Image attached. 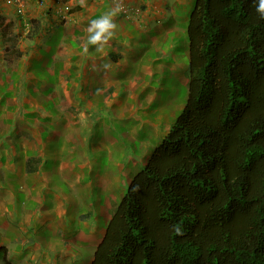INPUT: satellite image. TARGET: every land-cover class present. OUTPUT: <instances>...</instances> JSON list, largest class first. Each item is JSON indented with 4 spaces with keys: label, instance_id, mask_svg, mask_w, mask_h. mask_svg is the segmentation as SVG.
<instances>
[{
    "label": "trees",
    "instance_id": "16d2710c",
    "mask_svg": "<svg viewBox=\"0 0 264 264\" xmlns=\"http://www.w3.org/2000/svg\"><path fill=\"white\" fill-rule=\"evenodd\" d=\"M14 3L16 21L0 17V37L16 25L34 42L45 37L51 50H40L49 56L61 27L23 19ZM257 3L193 0L184 107L130 181L89 264H264V18ZM54 71L44 72L51 83L62 73ZM75 71L69 67L66 83ZM0 262L12 264L4 246Z\"/></svg>",
    "mask_w": 264,
    "mask_h": 264
},
{
    "label": "rangeland",
    "instance_id": "374dc122",
    "mask_svg": "<svg viewBox=\"0 0 264 264\" xmlns=\"http://www.w3.org/2000/svg\"><path fill=\"white\" fill-rule=\"evenodd\" d=\"M18 1L22 2L23 19L26 20L47 18L52 16L49 7L55 9L59 15L52 18L61 26L62 37L49 56L40 51L41 46L45 54L50 50L49 46L43 44L45 37L34 42V35L27 37V30L20 33L16 25L5 38L0 37V99L7 96L3 99L7 104L0 113V137L5 136L4 139L0 138V151L8 147L6 140L17 142V135L30 138L34 125H41V120L46 124V115L52 116L54 112L57 117L60 115L62 123H66L65 128L70 129L67 139L71 151L66 147L68 142L61 137L48 142V132H45L41 136V148H52L50 150L58 154L54 157L49 153L47 157H42V175L52 190L59 194L69 192L70 186L63 180V175L69 176L70 180L72 171L81 176L84 185L91 184L88 187L90 195L88 197L86 194L85 199L87 208L83 211L91 220L82 221L75 236L84 246H71L73 248L68 251V257L64 255L65 261L61 260V255H51L44 264H89L93 250L103 238L105 222L120 203L134 175L148 161L154 148L160 145L184 107L188 62L185 30L193 0H154V4H148L147 0H134L144 9L135 7L136 12L131 13L132 23H119L116 32L119 44L115 46L120 53L117 62L111 58H108L109 61L89 59L88 54L84 62L81 59L83 44L80 42L82 37H88V24L83 19L85 14L82 10H87L92 1L86 0L84 6L80 0H61L60 4L52 0ZM13 3L14 0H0V17L10 18L15 23ZM127 5L134 9V4ZM147 10L150 11L144 19L143 11ZM93 17L97 19L99 16ZM75 29L82 35H75ZM72 40L79 42L80 49L71 46L69 41ZM72 56L77 59V68L71 84L92 87L84 92H68L63 76L57 83L60 89L54 94L46 93L47 84L51 81L44 74V68L36 63L45 65L50 59L45 69L51 72L59 62L64 67V63L70 66ZM98 61L100 69H91L86 76L82 75V68L86 64H96ZM109 63L112 66L107 67ZM8 105L12 111L9 118L5 115L6 108H10ZM52 129L59 130L55 124ZM2 156L0 153V158L7 161ZM55 161L61 167L66 163L73 169L69 173L67 170L61 174L51 173L50 169L56 165L58 167ZM1 173L2 166L0 183ZM105 186L109 195L104 192ZM52 195L41 204L43 215L33 214L31 225H26L24 238L29 234L30 237L24 251L29 249V253L35 251L38 255L43 248L62 245L65 249L66 245L63 244L70 243L62 237V233H56L61 220H56L55 212L52 214L59 227L48 236L46 229L40 228L52 217L50 210L53 209L49 206ZM72 203L67 208L68 213H81V206L74 205L75 201ZM63 221L65 225L69 224L66 216H63ZM88 225L97 227L98 236L85 235L88 228L90 231L91 226ZM35 243H42L44 247L35 250ZM58 248H54L56 253L60 252ZM9 261L23 264L16 257Z\"/></svg>",
    "mask_w": 264,
    "mask_h": 264
},
{
    "label": "crops",
    "instance_id": "0c3cea01",
    "mask_svg": "<svg viewBox=\"0 0 264 264\" xmlns=\"http://www.w3.org/2000/svg\"><path fill=\"white\" fill-rule=\"evenodd\" d=\"M89 1L92 2L88 5L87 10L86 8L85 10H82V12H84L85 14L83 15L84 16L83 19L86 20L85 23L87 24H89V21L92 20V18H94L93 16L98 15L100 17L103 13L109 11L110 8L113 6V0H89ZM52 2L54 1L52 0ZM123 2L125 5V11L115 18L118 27L120 25L119 23H130V22L132 23V21H134L132 19L131 13L132 11L133 13L136 12L135 7H138L141 10L144 9L143 5H139L134 0L133 1L123 0ZM147 2H149L148 4L150 3L154 4V0H147ZM127 3L130 6L134 4L133 6L134 9L132 10V8L127 5ZM33 4L36 3L34 2ZM49 9H52L51 13L55 19L56 18L55 14L52 12L53 8L49 7ZM149 11L150 10H147L146 12L143 11L144 19L148 17L147 12ZM138 12H142V11H138ZM127 13L129 15H127ZM52 16L47 17L46 22L58 24L57 20H53ZM51 31L53 30L51 29ZM69 43L78 44L79 42L77 41L75 42L74 40H72L71 42L69 41ZM80 43L83 44V46H81L83 51L81 59L83 62H84V58L87 56L86 54L89 55V59L102 58L104 60L106 59V61H109L108 58H111L113 59V61H116L114 60V55L120 56L119 51L115 50V46L119 44L117 35L113 40L109 42L107 46H105L103 52L97 51L95 46L93 45H88V51L87 53H85L84 46L87 43L86 37L85 38L82 37ZM71 58H72V62H71L72 65L70 64V66H75L76 65L75 62H77V59L76 57L74 58L73 56ZM49 61H46L45 65H41L40 63L39 67L44 68V70L47 72L48 69L45 68L49 65L47 64ZM50 64L52 65V61L50 62ZM58 64L59 65L53 68L51 72L48 71L49 74H53V75L55 74L54 70H58L62 72L61 74H59V76L54 78V81L52 83L47 84L46 89L51 92L50 94H54L57 90L60 89L61 86L57 85L60 78H62L63 76L64 77L69 76L68 69L70 66L64 63V65L66 66L64 67L62 62H59ZM107 65H109L107 67L112 66L111 63ZM96 68L100 69L99 61L96 64L94 63L86 64L85 67L82 68V72H83L82 75H85L87 71L91 69L97 70ZM89 77H91V75ZM65 87L68 92L72 93L75 92L76 90L78 92H84L86 91L85 90L86 88L89 90V87H92V85L88 86L86 84H81L79 86H76L71 83L65 82ZM45 120H46V124H43L41 120V125L38 126L34 125L33 128L31 127L32 133L30 134V138H25L23 136H18L16 134L17 137L15 138H17V142L12 141L11 143L10 139L6 140V144L8 145V147H3L4 150L0 151V153L7 158V161L0 158V166H2V173H1L2 180L0 183V204H1L0 205V246H4L7 249V255L9 256L8 257L9 260L10 258L16 257L17 260L19 262H22L23 264H44L46 262V258L49 260L51 255H61V260L65 261L66 257H64V255L68 257V251L71 248H73L71 246H75V247L84 246V243L79 241V239H77L75 236L76 233H78L81 222L82 221L87 222V220H91V217H87L89 215L83 212L84 209L87 208V206H85V199L87 195L88 197L90 195L89 193L90 189L88 187L91 184L88 183V185H84L82 183L81 176L75 174L72 171L70 173V178H71L70 180H69V176L63 175V180H65V182L70 186L69 192L59 194L52 190L49 183L47 182V179L42 175L43 173L41 166L42 157L43 158L47 157L49 153L51 156L54 157L57 156L58 154L57 151H51L50 149L52 148H41L43 143L41 136L43 133L48 132V136L46 139L48 142H53L55 140H58L60 139V137L62 140L65 139L68 142V145L66 147L69 149V151H71L69 147L70 143L67 139L70 136V129L68 130V128H65L66 123L64 124L62 123V118L60 117V115L54 119L51 116V114H48L46 115ZM26 124L31 126L28 122H26ZM54 124L57 125L58 129L60 130V133L58 132L59 130L57 131V129H52ZM67 130L68 132H66ZM0 138L4 139L5 136ZM30 142L32 143L33 147H31ZM13 148H16V150H14ZM18 148L19 150H17ZM55 163L58 164V167L56 165V167L50 169L49 172L51 173L54 172V174L55 173L61 174L66 170L69 173V171L73 169V166L69 167L66 163H63L62 167L57 161H55ZM107 188L108 187L105 186L104 192L106 195H109ZM51 195L52 197L49 200V206H51L53 211L50 210V212L51 214L55 212L56 220L57 221L61 220V224L59 225L60 227L56 225L54 221L55 215L52 214L51 219L46 220L43 226L41 225L42 227L40 226V228H45L48 236L51 231H54L56 228L59 227L56 233L57 234L62 233V237L66 239L67 242L70 243L63 244L66 245L65 249H63L62 245L52 246L49 249L43 248L38 255L35 254V251H33V253H29V249L24 251L25 246L28 245L27 238L30 237L29 234L24 238L25 230L27 228L26 225H31L30 222L33 217V214L43 215V212L40 209L41 204L43 201L46 202L48 197ZM72 201H75L74 205H76L77 207L81 206V210H82L81 213H73L72 215L68 213L67 208L71 207V205L73 204ZM63 216H66L67 222H69V224L67 225L64 224ZM107 221L105 223H107ZM76 223H78V225ZM88 226H91L90 231L88 228V231H86L85 235L88 236L90 235L91 237L98 236V232L96 230L97 227L94 228L92 225H88ZM33 246L35 247V250H37L44 247V244L35 243ZM55 247H59L58 249L62 253L60 252L56 253L54 249ZM91 257L92 256H90V260Z\"/></svg>",
    "mask_w": 264,
    "mask_h": 264
},
{
    "label": "clouds",
    "instance_id": "9594fccd",
    "mask_svg": "<svg viewBox=\"0 0 264 264\" xmlns=\"http://www.w3.org/2000/svg\"><path fill=\"white\" fill-rule=\"evenodd\" d=\"M60 2L61 0H57V4H60ZM85 2L86 0H80L82 6L85 5ZM124 11L123 0H113V6L109 11L103 13L97 19L90 20L87 27V43L84 46L85 53L88 51V45H93L97 51L103 52L105 46L116 37L118 24L115 18ZM256 11L261 18H264V0H258Z\"/></svg>",
    "mask_w": 264,
    "mask_h": 264
},
{
    "label": "built area",
    "instance_id": "2783aa9c",
    "mask_svg": "<svg viewBox=\"0 0 264 264\" xmlns=\"http://www.w3.org/2000/svg\"><path fill=\"white\" fill-rule=\"evenodd\" d=\"M17 2L19 3L20 7H22V4H20V3H22V2H20V1H18V0H17Z\"/></svg>",
    "mask_w": 264,
    "mask_h": 264
}]
</instances>
